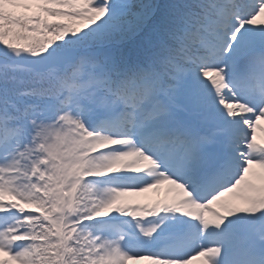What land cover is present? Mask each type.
Masks as SVG:
<instances>
[{
    "label": "snow or ice",
    "instance_id": "snow-or-ice-1",
    "mask_svg": "<svg viewBox=\"0 0 264 264\" xmlns=\"http://www.w3.org/2000/svg\"><path fill=\"white\" fill-rule=\"evenodd\" d=\"M0 264H264V0H0Z\"/></svg>",
    "mask_w": 264,
    "mask_h": 264
},
{
    "label": "rangeland",
    "instance_id": "rangeland-1",
    "mask_svg": "<svg viewBox=\"0 0 264 264\" xmlns=\"http://www.w3.org/2000/svg\"><path fill=\"white\" fill-rule=\"evenodd\" d=\"M258 138H259V133H258Z\"/></svg>",
    "mask_w": 264,
    "mask_h": 264
}]
</instances>
